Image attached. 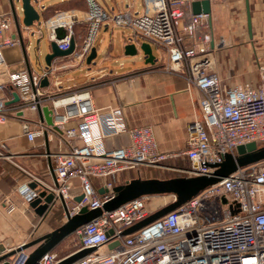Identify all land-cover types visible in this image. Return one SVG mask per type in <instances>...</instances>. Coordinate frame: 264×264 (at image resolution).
Listing matches in <instances>:
<instances>
[{
  "label": "built area",
  "instance_id": "built-area-1",
  "mask_svg": "<svg viewBox=\"0 0 264 264\" xmlns=\"http://www.w3.org/2000/svg\"><path fill=\"white\" fill-rule=\"evenodd\" d=\"M202 0H155L154 9L141 16L128 11L108 13L96 0H87V10H69L46 23L50 41L61 50L70 47L75 27L87 25L88 32L81 46H75L72 56L83 60L95 46L97 33L104 24L129 28L141 38L154 42L167 57V71L183 75L190 85L202 93L201 118L188 125L187 148L184 152L190 166L178 169L187 177L207 175L215 170L210 165L223 162L225 155H236L239 145L264 142V64H258V86L227 87L213 70L209 44L212 36L206 31L209 16L195 15L192 3ZM211 1V0H210ZM11 15L0 16V67H5L4 49L17 44L5 36L12 28ZM62 28L65 37L57 39ZM44 35L42 28L37 29ZM26 72L11 75L8 84L0 83V125L11 118L13 109L5 92L14 88L20 95L19 108H37L51 104L54 125L70 141L69 153L50 155L54 160L52 172L55 183L49 185L32 178L37 186L23 185L19 192L27 202L41 197L43 213L58 205L64 207L65 222L87 206L102 208L113 196L114 181L119 174L142 167H161L169 156L161 152L151 126L131 127L126 122L124 107L97 109L88 91L67 96L44 97L36 88L39 75ZM43 77H48L47 73ZM67 109L61 113V108ZM15 115V113H14ZM71 119L78 127L66 128ZM44 123V121H42ZM22 124L24 134L33 141L47 133L43 124ZM126 134L129 144L108 149L107 138ZM8 147L0 143V157L11 159ZM93 179L105 181L108 193L100 194ZM79 189L82 200L76 201L73 191ZM159 196V195H158ZM174 196V195H173ZM50 197V201H46ZM128 202L120 208L103 212L75 233V251L96 250L75 264H264V161L239 168L229 177L214 184L197 196L138 232L121 236L126 228L144 220L153 211L149 199ZM175 197V196H174ZM45 198V200H44ZM223 199L226 202H223ZM175 200V199H174ZM207 213H203L202 209ZM113 235L108 236L109 232ZM120 240L113 250L102 251L111 242ZM57 254L46 253L37 264H57Z\"/></svg>",
  "mask_w": 264,
  "mask_h": 264
},
{
  "label": "crops",
  "instance_id": "crops-1",
  "mask_svg": "<svg viewBox=\"0 0 264 264\" xmlns=\"http://www.w3.org/2000/svg\"><path fill=\"white\" fill-rule=\"evenodd\" d=\"M96 0L98 5L108 13L128 11L133 16L150 13L155 0ZM34 5L41 13V20L34 27L23 25L22 5L19 0H0V16L11 15L12 28L5 33L17 41V44L4 49L5 67H0V83L8 84L11 75L26 72L28 79L48 74L49 85L36 87L48 98L71 95L74 92L88 91L93 105L100 111L109 107H124L126 122L131 127L151 126L161 152L169 156L161 162V167H142V179L160 178L163 169H176L180 162L190 163L184 152L187 148L188 125L201 118L200 90L190 85L185 74L167 71L168 57L165 51L154 42L145 40L129 28L113 27L104 24L100 27L95 46L97 57L87 63V57L77 60L72 55L53 60L48 68L45 57L51 52L50 39L46 32V23L62 12L69 10H87V0H34ZM16 17L20 27L17 25ZM211 17L208 29L212 36L209 44L213 70L221 77L227 87L258 86L260 74L258 64H264V0H211ZM251 17V32L248 26V14ZM48 15H51L48 18ZM75 27V45L81 46L82 29ZM80 27V28H79ZM42 28L44 35L37 29ZM143 42L151 44L154 63L147 64V56L141 51ZM135 43L138 47L140 63L125 54L124 47ZM156 47V50H155ZM157 51V53H156ZM91 52V51H90ZM38 62V64H37ZM38 67L43 69L38 71ZM78 69H87L85 79L76 75ZM17 91L9 87L5 96L9 102L15 100ZM20 102L11 103V118L0 125V143L4 142L12 155L11 159L0 157V248L4 253L13 251L22 245L40 238L62 225L64 207L58 205L49 213H42V199L27 202L19 192L23 185L35 188L37 178L49 185L55 183L52 172L54 160L50 157L56 153H69L71 144L60 132L42 123L37 108H19ZM51 107L50 103H47ZM67 107L61 108V113ZM15 113V115H14ZM32 126L43 124L47 133L31 141L23 132V122ZM78 119L67 122L66 128L78 127ZM48 126V127H47ZM126 134L107 138L108 149L127 146ZM154 173V174H153ZM137 174V173H136ZM131 180L125 175L124 182ZM94 186L100 192L105 181L93 179ZM122 183V184H123ZM76 200L80 197L79 189L73 191ZM45 200V198H44ZM54 228L51 229V226ZM51 229V230H50ZM38 246L24 251L31 254ZM109 250L108 246L102 249Z\"/></svg>",
  "mask_w": 264,
  "mask_h": 264
},
{
  "label": "water",
  "instance_id": "water-1",
  "mask_svg": "<svg viewBox=\"0 0 264 264\" xmlns=\"http://www.w3.org/2000/svg\"><path fill=\"white\" fill-rule=\"evenodd\" d=\"M22 5L23 12V25L27 28L34 27L36 23H39L41 20V13L34 5V0H19ZM15 10V9H14ZM192 12L195 15L206 14L211 17V1L210 0H202L196 1L192 3ZM15 10V18L17 21L18 27H20L18 18L16 17ZM248 26L251 32V17L250 13L248 14ZM57 39L61 40L65 37V31L62 28L57 30ZM75 40L74 38L70 41V47L67 50H61L59 45L51 41L50 47L51 52L45 57V64L48 68H51L53 65V60L66 58L71 56L75 50ZM141 51L147 56L146 63L153 64L154 63V55L152 53L151 44L148 42H143L140 45ZM124 51L126 55L136 56L138 55V47L135 43H129L125 45ZM98 55V51L96 47L91 49L90 54L87 57V63L90 64ZM38 64V62H37ZM40 67H38V71H42ZM32 75V73H31ZM49 85L48 77H45L41 81V86L45 87ZM21 98L18 93H15V100L9 102L18 103ZM38 111L40 113L41 120L44 121L50 128L57 132H61V130L54 125V115L52 109L48 106L38 107ZM264 161V146H259L256 142H250L247 144L239 145L236 150V155L227 154L224 157V160L220 164L210 165L215 168L214 171L207 175H201L197 177H174V178H136L132 180H128L123 184L117 185L113 188V196L112 198L106 202L102 208H98L95 210H90L87 206H84L80 209V211L74 216L68 218V220L55 229L54 231L37 238L29 243L22 245L21 247L10 251L8 253H4V249L0 248V264H37L38 261L46 254L51 252L55 247H57L63 240L67 237L75 233L79 228L85 226L90 223L94 219L98 218L103 214V212L114 211L121 206L131 202L133 200L142 198L144 196H158V195H174L175 200L168 205L160 208L159 210L153 212L150 216L145 218L144 220L134 224L133 226L126 228L122 231L121 236H128L138 232L144 227L154 223L158 219L164 217L172 211H175L183 204L197 196L200 192L205 190L206 188L221 182L223 179L229 177L231 174L236 172L239 168H243L246 166L258 164ZM100 194L108 193L107 189H101ZM45 195L42 193L41 197ZM82 196H80L76 201L80 202L82 200ZM36 203L40 202L41 199H36ZM46 201H50V197H46ZM223 202H226L223 199ZM44 208H42L43 213ZM113 235V232H109L108 236ZM121 245L120 240H116L111 242L108 245L110 250H113ZM38 246L34 251L26 255L24 253L25 250ZM96 249H84L81 251L74 252L63 259H61L57 264H75L77 261L83 259L85 256L94 252Z\"/></svg>",
  "mask_w": 264,
  "mask_h": 264
},
{
  "label": "rangeland",
  "instance_id": "rangeland-1",
  "mask_svg": "<svg viewBox=\"0 0 264 264\" xmlns=\"http://www.w3.org/2000/svg\"><path fill=\"white\" fill-rule=\"evenodd\" d=\"M98 2L101 3L100 0H98ZM156 50V47H155ZM157 53V51H156ZM139 63L141 62L139 60L138 56L134 57ZM87 72V69H78V71H76V75L80 78V79H85V74ZM186 163L184 162H180L178 164V166L176 167V169L171 168V167H166L164 169V173L162 174V176H171L172 178L174 177H184L187 176L185 173L178 171V169H185ZM154 174V173H153ZM175 199V197L173 195H159V196H153L149 199V206L150 209L155 212L157 210H159L160 208L168 205L169 203L173 202ZM203 213H207V211L203 208L202 209ZM65 223V221H62V225ZM54 228V226H51V229ZM50 229V230H51ZM31 242V241H30ZM29 243V242H28ZM76 243V237L75 235H70L69 237H67L65 240H63L61 242V245L58 247L57 253L59 254H66V252L68 251V249H70L71 247H73V245Z\"/></svg>",
  "mask_w": 264,
  "mask_h": 264
},
{
  "label": "trees",
  "instance_id": "trees-1",
  "mask_svg": "<svg viewBox=\"0 0 264 264\" xmlns=\"http://www.w3.org/2000/svg\"><path fill=\"white\" fill-rule=\"evenodd\" d=\"M51 15H48V18L50 17ZM81 27V29H82V33H83V38H82V42H83V40L86 38V35H87V32H88V26L87 25H81L80 26ZM79 27V28H80ZM123 135V134H122ZM260 147L261 146H264V142H262V143H259L258 144ZM141 169V168H140ZM140 169H138V170H133V171H128V172H125V173H122V174H119L118 176H117V178H116V180L114 181V184H115V186H117V185H120V184H122L123 182H124V179H125V175L127 176V175H129V178L132 180V179H136V178H140V177H137V176H140L139 174H140V172H141V170ZM137 173V174H136ZM137 175V176H136ZM161 179H167V178H172L171 176H161L160 177ZM61 245V243L57 246V247H55L51 252L52 253H55V254H57V256H58V258L59 259H63L64 257H66V256H68V255H70V254H72V253H74L79 247H80V245L79 244H74L73 245V247H71L70 249H68V251L66 252V254H59L58 255V253H57V250H58V247Z\"/></svg>",
  "mask_w": 264,
  "mask_h": 264
}]
</instances>
